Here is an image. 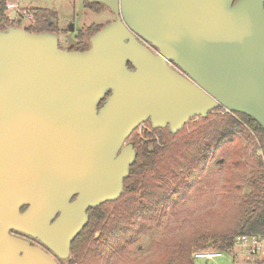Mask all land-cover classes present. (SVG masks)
I'll return each mask as SVG.
<instances>
[{"label": "water", "instance_id": "95a60500", "mask_svg": "<svg viewBox=\"0 0 264 264\" xmlns=\"http://www.w3.org/2000/svg\"><path fill=\"white\" fill-rule=\"evenodd\" d=\"M86 2L114 21L84 51L0 30V264L66 261L88 210L121 197L141 124L175 135L221 107L264 132V0Z\"/></svg>", "mask_w": 264, "mask_h": 264}, {"label": "trees", "instance_id": "16d2710c", "mask_svg": "<svg viewBox=\"0 0 264 264\" xmlns=\"http://www.w3.org/2000/svg\"><path fill=\"white\" fill-rule=\"evenodd\" d=\"M6 2L7 0H0V30H5L9 26H17L11 15L7 14ZM85 7L97 12L104 6L85 2ZM28 12L31 14V19L28 20V26L25 28L28 33H58L56 12L40 8H33ZM99 29L100 27H88L86 29L88 38ZM88 47L89 42L87 40V43L69 50L84 51ZM213 112L206 117H198L199 123L188 134L182 128L175 135H172L168 129L153 130L146 123L147 128L140 135L132 133L127 141L133 146L136 159L123 182L124 189L121 197L129 192L144 191L147 184L155 176H172L175 178V168H172V164L175 162H172V156L177 145L186 147L185 155L179 158L180 164L177 166L178 168H185L183 172L186 177L176 182V185L179 184L171 193L173 198L180 197L186 192L203 170L213 151L220 147L230 146L227 167L232 162V166L236 168L240 163L235 161H239L237 158L243 154L240 140L244 138L245 128L251 129L260 143L261 155L255 156L253 153L250 156V169L246 177H237L231 172L228 180H226L230 188L238 187V181L249 186V191L239 200L234 220L221 233L204 226L197 227L186 237L180 238L174 246H166L163 255L159 254L146 264H194L192 248L197 251L212 249L229 252L238 236L257 235L264 237V132L253 119L245 115L229 113L221 107ZM215 112L223 114L214 117ZM176 177L177 180L180 178L178 175ZM181 183L184 187L179 188ZM221 192L223 194V191ZM224 193L227 196L228 194L231 195V191L228 190H224ZM119 199L88 210V223L72 242L70 257L63 263L105 264L110 253L115 251L114 247L118 242L125 244V242L132 240L130 223L127 222L128 224L124 226H118L114 218V214L118 212ZM170 200L168 199L164 203H169ZM150 210L141 209L144 217L152 218L149 215ZM96 232H99L100 235L93 240ZM122 246L115 248L120 249ZM96 247L102 248V250L93 252V248Z\"/></svg>", "mask_w": 264, "mask_h": 264}, {"label": "rangeland", "instance_id": "374dc122", "mask_svg": "<svg viewBox=\"0 0 264 264\" xmlns=\"http://www.w3.org/2000/svg\"><path fill=\"white\" fill-rule=\"evenodd\" d=\"M7 4L17 13L14 18L16 27L23 29L28 26L29 21L22 16V11L28 12L33 8H40L56 12L59 47L63 50L77 48L87 43L86 29L88 27H100L101 29L114 21L113 14L107 8L103 7L97 12L91 11L85 7L84 0H7ZM16 7L20 8V11L16 10ZM7 14H9L8 11ZM222 114L215 112L213 116L217 117ZM198 123V118H193L185 124L183 129L188 134ZM133 133L140 134V129L137 128ZM243 136L244 138L240 140L243 154L237 158L239 161H235L240 163L236 168L232 166V162L227 167L230 146L214 150L199 176L180 197L173 198L171 193L179 184L176 185V182L186 177L183 172L185 168L177 167L180 164L179 158L185 155L186 147L183 145H177L172 156V162H175L172 164V168H175V178L155 176L144 191L137 190L120 197L117 205L118 212L114 214V218L118 226L130 223L133 238L125 244L118 242L115 247L123 245L122 248L114 247L115 251L110 253L105 264H146L159 254H164L166 246H174L180 238L186 237L200 226L221 233L234 220L239 200L249 191V186L239 181L238 187L230 188L226 180L231 172L237 177H246L250 169V156L253 153L255 156L261 155L260 143L253 131L245 128ZM177 175L180 177L178 180ZM182 187L184 186L181 183L179 188ZM224 190L231 191V195L227 196ZM168 199H171L170 202L164 203ZM142 208L151 209L149 211L151 219L144 217ZM99 235L100 233L96 232L93 240ZM234 249L223 252L216 263L264 264L245 260L240 249ZM101 250L102 248H93V252ZM191 250L192 254L197 251L193 248ZM194 264L212 263L194 260Z\"/></svg>", "mask_w": 264, "mask_h": 264}, {"label": "built area", "instance_id": "2783aa9c", "mask_svg": "<svg viewBox=\"0 0 264 264\" xmlns=\"http://www.w3.org/2000/svg\"><path fill=\"white\" fill-rule=\"evenodd\" d=\"M22 16L24 18H27V20L31 19V14L27 11H22ZM137 128L140 129L141 134L147 127L145 126V124H141ZM234 248L240 249L241 255L245 260L264 263V237H260L257 235L238 236L235 238L231 249ZM222 253V251L212 249L194 251L192 254V258L193 261L203 260L206 262H211L212 264H217L216 261L217 259L221 258Z\"/></svg>", "mask_w": 264, "mask_h": 264}, {"label": "flooded vegetation", "instance_id": "af4514ba", "mask_svg": "<svg viewBox=\"0 0 264 264\" xmlns=\"http://www.w3.org/2000/svg\"><path fill=\"white\" fill-rule=\"evenodd\" d=\"M150 49H151L152 51H154V49H152L151 47H150ZM170 65H171V64H170ZM171 66H173V65H171ZM128 68H129V69H132V66H131L130 64H128ZM24 209H25V208H22L21 211H23ZM11 234L14 235V236H17V237H20V238H23V239L29 241L31 245L42 247V246L40 245V243H39L37 240H35V239H31V238H29V237H25V236H23V235H21V234L14 233V232H12ZM42 248H43V247H42ZM54 258H55V260L58 262V264H61V263L64 262V261H61V260L57 259L56 257H54Z\"/></svg>", "mask_w": 264, "mask_h": 264}, {"label": "crops", "instance_id": "0c3cea01", "mask_svg": "<svg viewBox=\"0 0 264 264\" xmlns=\"http://www.w3.org/2000/svg\"><path fill=\"white\" fill-rule=\"evenodd\" d=\"M84 1L86 2V0H84ZM6 8H7V11H8V13H9L8 15H11V16H12V14H15V17L17 16V13H16L15 11H13L14 8L10 9V8L8 7L7 2H6ZM15 9L18 10V11H20V10H19L20 8H17V7H16ZM15 17H14V18H15Z\"/></svg>", "mask_w": 264, "mask_h": 264}]
</instances>
